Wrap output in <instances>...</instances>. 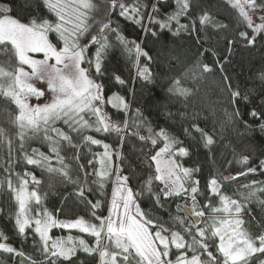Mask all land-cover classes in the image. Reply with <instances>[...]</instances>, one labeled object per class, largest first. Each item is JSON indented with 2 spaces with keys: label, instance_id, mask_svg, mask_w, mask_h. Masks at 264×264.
<instances>
[{
  "label": "trees",
  "instance_id": "obj_1",
  "mask_svg": "<svg viewBox=\"0 0 264 264\" xmlns=\"http://www.w3.org/2000/svg\"><path fill=\"white\" fill-rule=\"evenodd\" d=\"M126 5L142 4L139 8L141 15L137 17L140 23H135L126 16L120 15L117 5L112 7L111 0H92L96 8L90 12L95 21H111V28L117 29L128 41H135L141 45L147 56L137 59L134 45H129L132 51H127L115 38V33L108 32L112 47L108 48L101 57V73L97 75L95 69V51L99 45L89 44L91 35L97 33L99 23L89 20L91 25L89 33L81 37V45L88 44L86 60L83 67L89 68L91 77L103 85L102 95L105 98L103 110L108 117L121 127L128 121L129 127L125 129L124 139L115 132H96L85 130L82 134L71 132L63 120H57L53 127L69 133L74 139L72 145L61 142V155L65 157V163L69 165L70 179H66L58 173H49L35 165H29L24 159V153L32 155V149H38L48 155H52V166L59 167L54 154L49 153L48 143L43 139V131L37 135L31 132L26 134L31 139L25 141L23 150L20 148L19 129L14 123L18 114V108L10 98L0 95V129L5 132V137L0 140V243L22 252L23 256L16 253L0 251V264H49L42 253V244L34 228L27 227L21 234L16 225L17 202L8 189V180L11 179L16 186L19 177L25 172L33 173L39 185L29 180L28 187L36 188L43 198L42 207L46 208L57 219L71 221L82 218L88 223L99 226L100 220L108 212L112 187L115 183L116 168H119L124 176L128 177L127 185L136 196V202L144 213L158 224L172 231H180L186 241L191 242L192 237L183 231L181 225L175 219L184 218V226L190 227L194 221L185 211H178L177 205L182 203L191 205L188 200L190 188L197 186L196 201L199 209L204 211V217L198 218L201 223L197 227H206L211 209L206 204L216 207L219 195H213L208 188L212 178L219 182L223 194L233 199L241 200L247 197L252 181L257 184L253 187H264V168L260 161L264 160V32H253L247 26V22L233 8L229 0H189L190 7L187 12L179 17V23L175 20L168 22V27L161 28L160 23L167 20L169 14L177 11V0H122ZM258 4H264V0H257ZM10 5L12 15L27 23L35 18L38 22L42 19L55 21V14L46 7L44 0H0V5ZM155 4L159 11H154ZM207 13L210 22L200 24V16ZM149 14L155 22L149 20ZM253 24H260L264 17V9L251 10ZM181 25L187 26L181 28ZM222 25L223 27H220ZM150 29L146 31L145 29ZM155 32L156 35L152 33ZM240 32H246L249 38L255 37L254 44H248L240 37ZM48 39L57 47L63 46L59 36L55 32H49ZM229 41H233L229 45ZM10 45L8 48L10 49ZM93 60L91 67L87 60ZM18 62L14 54L9 50H3L0 46V66L14 70ZM208 65L209 72L203 71V65ZM148 67L152 76L149 80L143 79L138 74V67ZM188 73V78L183 81V86L192 90V94L185 97L172 96L167 91L174 77ZM116 76L124 81L117 82ZM194 76V78H193ZM225 77L228 79L225 80ZM7 83V80L4 81ZM228 84L233 91L238 90L240 97L236 103L231 102ZM120 96L125 99L128 108L114 107L107 103L109 97ZM247 99H244V97ZM115 102V101H114ZM256 111L258 115L253 117L251 113ZM239 113L238 115L236 113ZM86 118L94 120L95 117ZM136 123L141 127L137 129ZM193 125L204 130L213 138L214 143L206 146L200 133L195 131ZM154 131L161 128L175 135L182 142L180 146L188 150L186 156H176L175 159L183 167L198 169L193 171L191 180L185 182L189 189L187 195L172 196L167 199L161 194L159 201L143 190L145 182L154 177L155 164L151 156L163 143L152 145L150 140H141L140 135L147 137V129ZM188 128L191 135L184 133ZM139 135H131L133 132ZM55 135V134H52ZM89 135L101 140L99 145L91 144L83 139ZM12 140V151L9 152L7 140ZM103 144H108L111 158L103 157L100 172L96 175L94 170L95 156L103 154ZM105 152V149H104ZM248 157V162L243 163L242 158ZM249 167L256 168L255 172H247ZM246 173V175H239ZM233 176L234 180L226 181L224 176ZM199 181L198 185L194 182ZM163 185L159 181H152L153 192H159ZM83 189V196L80 191ZM264 193L257 191L250 200H244L247 205L242 218L245 227L253 236L264 233ZM99 202L97 207H93ZM35 206V205H34ZM196 229H192L195 235ZM58 234L70 235L83 239L89 247H96V237L81 232L78 228L64 229L53 228L49 235L56 238ZM170 235V233H165ZM6 238V239H5ZM199 239V237H197ZM217 243V238H215ZM104 239L101 247L108 246L109 251H115L113 245ZM210 250L217 256L220 254L212 246V241H207ZM202 252V250H198ZM181 252L191 257L193 254L186 249L171 247L168 259L175 261ZM99 250L86 253L78 247L71 260L51 257L56 264H96ZM207 259L206 254L202 257ZM222 259V257H221ZM264 261V254H255L250 258L249 264H260ZM118 264H124L118 257ZM133 264L135 262L133 261Z\"/></svg>",
  "mask_w": 264,
  "mask_h": 264
},
{
  "label": "snow or ice",
  "instance_id": "obj_2",
  "mask_svg": "<svg viewBox=\"0 0 264 264\" xmlns=\"http://www.w3.org/2000/svg\"><path fill=\"white\" fill-rule=\"evenodd\" d=\"M232 7L237 9L239 15L247 22V26L253 29V32H264V17H261L260 24H253L251 10L256 8L264 9V4H258L257 0H229ZM48 7L55 14V21L42 19L39 22L33 18L27 23L22 22L19 18L14 17L12 7L10 5H0V46L3 50L11 51L18 64L14 70L0 66V95L10 98L19 109L18 115L15 117L14 123L19 131L17 135L20 137L21 150L25 147V141L31 139L27 136L28 132L37 135L43 131V139L48 143L49 153L54 154L59 167H53L51 160L52 155L40 152L38 149H32V155L24 153V159L27 164L35 165L46 170L49 173H58L70 179L69 165L65 163V157L61 155V142L69 145L73 144V137L59 128L53 127L57 120H63L68 125L71 132L78 135L85 130L91 129L96 132H115L124 139L125 129L129 127L128 121L123 122V127L113 122L103 110L105 98L102 95L103 85L97 83L90 75L89 68L82 67L86 60V52L88 44L81 45L80 39L86 33H89L91 27L89 20L99 23V29L96 34L91 35L89 44L99 45L95 51V69L97 75L101 73V57L106 50L112 47L108 32L115 33L116 40L131 52L129 45H134L137 59L140 56L151 57L143 51L140 44L135 41H128L117 29L111 28V21L104 20L95 21L90 16V12L96 8L92 0H44ZM112 7L119 5L120 15L126 16L135 23H140L137 19L141 15L139 8L142 4L126 5L122 0H111ZM190 7L189 0H177V11L169 14L167 20L160 23L161 28L168 27V22L175 20L179 23V17L185 14ZM154 11H159L155 4L152 5ZM149 20L155 22L154 17L149 14ZM210 22L207 13L200 16V24L204 25ZM181 28L187 26L181 25ZM220 27H223L220 25ZM146 31L150 29H145ZM55 32L59 36V40L63 42L62 47L53 45L48 39V33ZM156 35L155 32L152 33ZM240 37L245 39L248 44L255 43V37H248L246 32H240ZM233 41H229L231 45ZM11 46L10 49L8 46ZM32 53H43V59L33 58ZM54 60V63H49ZM89 66L93 64V60H87ZM27 65L31 72L23 67ZM203 71L209 72L211 69L208 65H203ZM138 74L145 80H149L152 76L149 68L137 69ZM117 82L123 84L124 81L119 76L115 77ZM188 78V73H182L181 76L174 77L167 91L172 96L187 98L192 94V90L183 86V81ZM194 78V76H193ZM264 78V77H262ZM46 81L47 88L52 92L51 102L44 105L31 106L28 103L30 96L37 98L42 97L45 93L31 81ZM228 78L225 77V80ZM7 80L5 84L4 81ZM231 95V102L236 103L240 97L238 90L233 91L231 85L227 86ZM244 99H247L245 96ZM115 101V102H114ZM107 103L113 104L114 107L128 108L125 99L120 96L109 97ZM85 114L89 117H95L94 120L86 119ZM239 114L238 112L236 113ZM256 117L258 113H251ZM264 116V114H261ZM135 127L139 129L140 123H136ZM195 131L199 132L205 145L210 146L214 143L213 138L204 132L203 129L193 125ZM264 130V124H261ZM149 135L147 137L140 135L141 140H150L152 145L157 146L158 141H163V147H159L155 154L151 156V160L155 163V175L145 182L143 190L153 195L157 201L160 200L161 194L165 199L172 196H180L182 193L187 195L189 189L185 187V182L191 180L193 171L198 169H190L183 167L175 159L176 156L188 155V150L180 146L181 141L175 135L170 134L166 129L161 128L154 131L151 127L147 129ZM186 135H191L188 128H184ZM55 134V135H52ZM131 135H139V132H133ZM5 137V132L0 129V140ZM84 141L91 144L99 145L101 140L92 136H83ZM7 144L9 152L12 151V140L8 139ZM105 152L103 157L110 159L111 153L108 151L109 145L103 144ZM243 163L248 162V157L242 158ZM261 168H264V160L260 161ZM118 171V170H117ZM256 168L249 167L247 172H255ZM98 176L104 173L98 171ZM246 175V173H239ZM28 177L35 185L40 184V180L33 173L25 172L23 177H19V186H15L11 179L8 180V189L13 194L14 200L17 202L18 210L16 213V225L18 231L23 234L27 227L33 224L34 232L39 236L42 244V253L49 264H56V260L51 257L63 258L71 260L77 252L78 247L86 253H93L99 250L102 264H118V257L124 264H249L250 258L255 254H264V233L253 236L245 227V220L242 218L247 205L244 200H250L255 196L256 192L264 193V187L255 188L256 181H252L250 185L243 187L250 188L247 197L241 200L233 199L223 194L220 190L219 182L214 177L208 183L209 191L213 195H219L220 206L214 207L206 204V208H210L212 215L209 217V223L206 227H197L201 223L200 219L191 222L190 227L184 226V218L176 217L175 219L183 228L187 235L191 236V242L185 240L184 235L180 231H172L158 224L156 221L148 217L142 211L135 197L142 194L134 193L131 188L126 187L128 177L117 175V187L113 188L112 203L107 218L97 217L100 220L99 226L88 223L82 218L75 221H61L57 219L46 208L42 207L43 198L36 188L29 189ZM224 180H234L233 176H224ZM159 181L163 187L159 192H153L152 181ZM195 185L199 181L194 182ZM199 188L192 186L190 188L191 200L193 206L189 215L201 218L204 217V211L197 207L196 193ZM83 196V189L80 191ZM122 201V203H121ZM264 204V201H261ZM99 202L93 207H97ZM35 205V206H34ZM122 208V211L120 209ZM178 211H188L177 205ZM34 213V215H33ZM222 214V215H219ZM115 215V219L113 216ZM73 229L78 228L81 232L88 233L96 237V247H89L83 239H76L72 236L52 238L49 232L53 228ZM196 229L195 235L192 229ZM106 229V231H105ZM165 233H170L166 235ZM2 235V234H0ZM107 238L110 245H113L115 251H109L107 245L101 248L103 241ZM199 237V239H197ZM215 238H218L216 243ZM6 239V238H5ZM212 241L219 256L210 250L207 241ZM171 247L176 249H186L193 254L187 256L185 252H181L177 256L175 262L168 259ZM198 250H202L199 252ZM0 251L6 253H16L23 256L22 252L9 246L7 243H0ZM206 254L207 259L202 258ZM222 257V259H221ZM35 264V262H33ZM260 264H264L261 261Z\"/></svg>",
  "mask_w": 264,
  "mask_h": 264
},
{
  "label": "rangeland",
  "instance_id": "obj_3",
  "mask_svg": "<svg viewBox=\"0 0 264 264\" xmlns=\"http://www.w3.org/2000/svg\"><path fill=\"white\" fill-rule=\"evenodd\" d=\"M30 55H32L33 58H35V59H43V53H32ZM54 62H55L54 60H49V63H54ZM23 67L25 68L26 71L31 72V69L27 65H24ZM31 82L34 83L37 87H39L45 93V95L42 96V97H39V98H37L35 96H30L28 98V103L31 106H36V105H41L42 106V105H44L46 103L51 102V99H52V95L53 94H52L51 91L48 90L46 81H40V80H35L34 79ZM18 112H19V109H18ZM85 118H86V115H85ZM86 119H88V118H86ZM159 147H163V143ZM102 152L104 153V149L102 150ZM154 154H155V152H154ZM93 162H94V170H95V172H98L99 170H101L102 163H103V154H97L95 156V159L93 160ZM155 167H156V165H155ZM117 175L124 177L123 173L121 172V170L119 168H116V172H115V183H114V185L112 187V193H113V188L118 186L117 183H116ZM16 186L18 187L19 186V183ZM126 187L129 188V186L127 184H126ZM29 189H32V188L29 187ZM112 193H111V197H110V201H109L108 212H107V214L105 215L104 218H107L109 216V209H110L111 203H112ZM121 203H122V201H121ZM219 206H220V198H219V202H218V204H217L216 207H219ZM120 211H122V208L120 209ZM33 215H34V213H33ZM219 215H222V214H219ZM113 218L115 219V215L113 216ZM71 221H75V220H71ZM32 227L34 228L35 225L33 224ZM105 231H106V229H105ZM68 236H70V235H63V234H58L57 235V237H68ZM73 238H76L77 240L79 239L77 237H73ZM107 242L108 241H106V243ZM217 243H218V238H217ZM173 262H175V261H173ZM96 264H102V261H101V258H100V254L99 253H98V257H97Z\"/></svg>",
  "mask_w": 264,
  "mask_h": 264
},
{
  "label": "water",
  "instance_id": "obj_4",
  "mask_svg": "<svg viewBox=\"0 0 264 264\" xmlns=\"http://www.w3.org/2000/svg\"><path fill=\"white\" fill-rule=\"evenodd\" d=\"M226 176H228V175H226ZM192 206H193V204H192L191 206H189V205H187V204L182 203V207H183V208L186 207V208L188 209L187 212L185 211L188 215H189V212L191 211ZM197 207L199 208L198 204H197ZM190 217H191L193 220L198 219V218L193 217V216H191V215H190Z\"/></svg>",
  "mask_w": 264,
  "mask_h": 264
},
{
  "label": "built area",
  "instance_id": "obj_5",
  "mask_svg": "<svg viewBox=\"0 0 264 264\" xmlns=\"http://www.w3.org/2000/svg\"><path fill=\"white\" fill-rule=\"evenodd\" d=\"M190 197H191V194L188 196V200H189V201H192Z\"/></svg>",
  "mask_w": 264,
  "mask_h": 264
}]
</instances>
